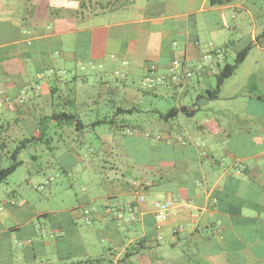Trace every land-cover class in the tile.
Wrapping results in <instances>:
<instances>
[{"label": "crops", "instance_id": "crops-1", "mask_svg": "<svg viewBox=\"0 0 264 264\" xmlns=\"http://www.w3.org/2000/svg\"><path fill=\"white\" fill-rule=\"evenodd\" d=\"M246 46L219 96L208 98ZM65 69L142 70L160 98L162 84L180 86L178 113L156 107L152 121L153 143L176 156L153 169L140 164L150 186L134 220L117 217L138 195L126 174L102 181L103 203L97 186L83 188L78 206L29 216L9 200L8 220H18L7 226L0 217V264H264V0H0V117L25 93L65 84ZM179 198L158 224L151 202ZM40 217L49 224L38 230ZM91 234L104 252L89 248L86 235L98 243Z\"/></svg>", "mask_w": 264, "mask_h": 264}, {"label": "rangeland", "instance_id": "rangeland-1", "mask_svg": "<svg viewBox=\"0 0 264 264\" xmlns=\"http://www.w3.org/2000/svg\"><path fill=\"white\" fill-rule=\"evenodd\" d=\"M77 74L87 78L78 80ZM144 74L142 70L131 75L112 70L100 77L97 72L86 75L83 70L65 69L60 74L65 84L49 85L55 91H32L15 100L16 112L0 117L4 126L0 127V167L13 162L11 154L15 149L17 160L22 162L0 183V217L7 219V226L18 220H8L9 200L26 204L21 216H29L78 206L83 188L97 186L95 201L103 203L104 179L126 174L140 180V164L153 169L161 158L176 156L169 148L153 143L158 134L152 121L154 108L170 110L178 106L175 92L181 88L167 82L162 84L165 97H157V83L146 80ZM63 111L78 113L87 124L85 129L78 127L76 119L60 116ZM98 119L107 121L93 126ZM148 174L151 179L153 173ZM48 221L34 218L38 230L45 228ZM80 225L85 229L83 223ZM98 228L93 226V232ZM92 235L98 243L86 235L89 248L96 246L104 252L99 234Z\"/></svg>", "mask_w": 264, "mask_h": 264}, {"label": "built area", "instance_id": "built-area-1", "mask_svg": "<svg viewBox=\"0 0 264 264\" xmlns=\"http://www.w3.org/2000/svg\"><path fill=\"white\" fill-rule=\"evenodd\" d=\"M181 65V61L178 59H175L173 61V67H178ZM171 68V70H174V68ZM191 73L188 72V75ZM149 80V79H148ZM245 165L240 164L237 167V172L240 173L244 170ZM134 187L138 191L137 198L134 201H131L125 209H118L117 211V217L119 219H125L126 215H129L131 219H136L139 211L138 208L140 204L146 202V195H145V190L147 189L148 186H150V183L147 182L146 180L140 179L136 180L133 182ZM180 204V198L179 199H156L151 202L152 206V212H153V217L156 220L158 224L164 223L169 219V216L172 212L173 209H175L178 205ZM114 207L108 206L107 210L108 211H113ZM91 209L85 208L83 210V217L87 220V222H90L89 215L91 213ZM126 212L128 214H126Z\"/></svg>", "mask_w": 264, "mask_h": 264}, {"label": "trees", "instance_id": "trees-1", "mask_svg": "<svg viewBox=\"0 0 264 264\" xmlns=\"http://www.w3.org/2000/svg\"><path fill=\"white\" fill-rule=\"evenodd\" d=\"M248 51H249V46H246L244 49L238 52L234 63H227L222 68L221 72L218 73L217 75V81L215 87L207 90L208 98H216L219 96V93L221 91L222 85L224 84L225 80L235 72L239 64L246 58ZM50 90L55 91L56 88H52ZM179 110L180 109L178 108H172L168 113H166L165 116L166 117L174 116L178 113ZM182 110L188 111V108L183 107ZM60 116H63L65 119L68 120L76 119L78 121V126L80 124L84 125V122L79 118V116L76 113L63 111ZM103 122H106V120L100 119L95 123H103ZM17 154H18V149H15V151L11 154V157L13 158V162L7 167H0V183L4 182L17 169V167L21 163V161L17 160Z\"/></svg>", "mask_w": 264, "mask_h": 264}]
</instances>
